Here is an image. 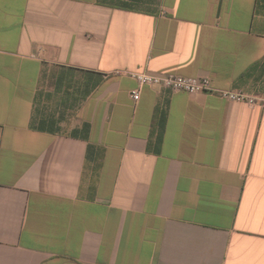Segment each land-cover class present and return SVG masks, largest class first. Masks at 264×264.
Here are the masks:
<instances>
[{"label": "crops", "instance_id": "0c3cea01", "mask_svg": "<svg viewBox=\"0 0 264 264\" xmlns=\"http://www.w3.org/2000/svg\"><path fill=\"white\" fill-rule=\"evenodd\" d=\"M225 90L264 97V0H0V264H264V107Z\"/></svg>", "mask_w": 264, "mask_h": 264}, {"label": "built area", "instance_id": "2783aa9c", "mask_svg": "<svg viewBox=\"0 0 264 264\" xmlns=\"http://www.w3.org/2000/svg\"><path fill=\"white\" fill-rule=\"evenodd\" d=\"M137 82V87L131 90L134 101L139 99L140 87L144 85L159 86L171 91H184L187 93H204L212 89L210 80L205 76L184 77L173 74H154L146 71L128 72ZM223 98L230 101L244 102L250 106L264 107V97L251 96L240 91L225 90L221 92Z\"/></svg>", "mask_w": 264, "mask_h": 264}]
</instances>
